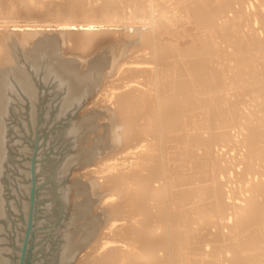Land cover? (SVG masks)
Wrapping results in <instances>:
<instances>
[{
  "label": "bare ground",
  "instance_id": "6f19581e",
  "mask_svg": "<svg viewBox=\"0 0 264 264\" xmlns=\"http://www.w3.org/2000/svg\"><path fill=\"white\" fill-rule=\"evenodd\" d=\"M30 57L94 104L61 264H264V0H0V126Z\"/></svg>",
  "mask_w": 264,
  "mask_h": 264
},
{
  "label": "rangeland",
  "instance_id": "374dc122",
  "mask_svg": "<svg viewBox=\"0 0 264 264\" xmlns=\"http://www.w3.org/2000/svg\"><path fill=\"white\" fill-rule=\"evenodd\" d=\"M19 16L14 14L10 19L20 20ZM41 59L30 57L21 62L35 83L34 101L26 97L17 80L10 78L19 93L10 91L12 100L0 126V184L4 198L0 264H61L73 213V188L80 176L92 180L87 171L93 166H81L76 159L67 162L77 156L80 145L71 130L94 104L86 98L61 113L63 91L54 74H49V70L53 72L52 62ZM86 258L85 251H81L66 264H84L88 262Z\"/></svg>",
  "mask_w": 264,
  "mask_h": 264
}]
</instances>
